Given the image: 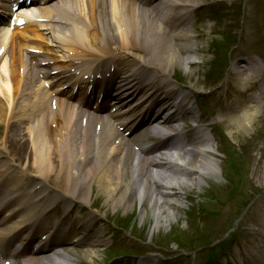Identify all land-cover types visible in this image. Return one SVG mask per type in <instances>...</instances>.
<instances>
[{
  "label": "bare ground",
  "instance_id": "obj_1",
  "mask_svg": "<svg viewBox=\"0 0 264 264\" xmlns=\"http://www.w3.org/2000/svg\"><path fill=\"white\" fill-rule=\"evenodd\" d=\"M79 1L73 0L72 6L62 4L60 7L57 5L53 13L52 11L47 12L42 17L48 21L45 30L48 31L50 43L55 46L62 59H68L69 65H58V67L49 69L54 63L60 64L62 59L56 60L48 56L53 53L47 49L48 45L45 44L41 35H35L34 40L38 44L32 49L42 52L45 56L38 58L35 63L43 65L50 62L49 67L34 72L32 64L27 60L25 61L17 49L12 50L13 52L17 51L18 55L10 56V62L7 61V56L0 60V97L4 98V104L7 103L8 107L6 123L11 122L7 127L11 134L0 142V149L5 151V156H8L13 154V150L8 147V144L16 143L18 145L19 142L27 141L28 148L34 153V156L30 158V163H22L19 158L13 161L15 166L9 171L8 166H3L0 169V192L3 194L15 192L20 200L24 197L23 193H20V185L23 181L32 178L34 185L42 184V188H44L53 179L54 185L59 187L58 183H60V190L70 198L68 203L79 200L85 204L89 184L95 180L102 194L106 195L105 200L109 201L113 209L123 208L129 212L133 202L137 199L139 204H144V208L141 207V219H146L147 214H149L155 221L154 227L161 226L162 221L166 222L165 225H167L169 220L173 219V214L166 205L168 203L163 198L156 197V193L144 175V169L131 166L129 156H125L121 149H117L115 143L110 142L112 135L108 126L105 125V123L111 125L110 122L106 119L91 118L86 115L85 111L76 110L74 105H69L63 100L55 101V111H46L49 107L47 103L50 102L51 98L42 91L43 85L40 84L39 74L48 75L49 72L59 69L60 72L56 75L58 79L69 77L70 80L76 77L75 79L79 80L77 75L80 72L86 74L87 68L84 66L89 64L90 66L94 64L93 67L99 66V63L103 61V56H108L109 45L103 48L105 43L100 45L102 40H98L101 27H105L107 30L113 28L120 30L122 27L128 31L134 29L136 37L126 40L135 44H139L143 40L149 41L151 43L149 47L151 49L154 47L153 56L155 59L142 58L137 53L132 56L123 52L121 56H116L110 62L115 68L112 72L107 69L102 70L104 72L103 78L100 75L99 79L96 78L102 72H92V82L103 81L108 73L110 78L107 81L108 90L105 97L111 95L113 86L117 83L115 87L123 90L121 91L123 95L126 92L132 93L129 96L130 102H126L128 104L124 105L132 109L133 106H139L143 102L140 107V111H143L146 104L152 102L147 109L149 110L153 106L159 105L163 99L172 100V107L175 98L177 101L182 99V105V102L185 101L183 99L186 97L182 96L180 91L173 86L167 66L174 63L186 64L189 61V56L183 57L182 52H185V56L189 54L187 42L192 36L185 24L188 20V12L191 11V3L195 2L192 0H157L156 3H166L167 9L164 8V10L170 9V15L166 17L169 21L165 24L166 27L161 29L156 21L151 19V15L156 12L153 9L159 7L158 4L146 6L147 4L142 3L141 6L140 3L136 4L126 0H111L114 19L105 15L101 19L98 16L97 21L94 18L92 27L84 28L78 19V15H80V13L78 14ZM92 11L95 13L96 7ZM61 26L68 27L66 35L61 33L64 30ZM86 32L87 37L90 36L88 42H84ZM176 41L177 43H175ZM96 45L100 46L96 47ZM70 51L73 55L67 56ZM110 63L107 62V64ZM70 68H74L75 71L70 72ZM76 70L78 71L76 72ZM33 73L38 75L35 76ZM88 74L87 77L90 78ZM115 75H118L116 82L113 81ZM31 80L39 84L36 86ZM82 82L89 81L83 79ZM82 82L80 81V88L83 86ZM16 89L28 90L27 97L17 112H15L13 96ZM139 90L140 93H137ZM186 91L189 93L192 89L189 88ZM136 95L137 98L134 100ZM2 107L0 104V115L3 111ZM166 113L163 112L162 115ZM170 113L172 112H168L165 117L164 122L168 124V127H164V129L170 128L171 131H176L171 125L174 123L175 115H170ZM99 123L102 125L101 132L96 133L94 130H97L96 127L99 126ZM49 124L51 127H55L52 133L49 132ZM18 129L22 131V134L17 133L16 135ZM204 135L205 133L202 134L200 144L195 146L197 150H186V155H183L185 161L189 163L190 158L195 159L194 164H189L192 176L180 180L160 174L161 178L156 181V185L172 187L174 191L178 187L186 186L198 189L200 180L204 176L214 177L216 175L217 164L212 161L209 155L211 151L210 142ZM160 160L165 159L160 158ZM13 177L16 178L17 184L11 186L9 191L4 193V185L11 184ZM228 178L231 181L226 186L225 193L234 195L237 187L243 182V178H239L236 182L233 180L232 174H228ZM34 185L31 190L35 192ZM78 186L79 189L82 188L80 196L76 194L75 188H73ZM179 197H181L180 194ZM14 199L16 200V198ZM260 227L262 228V226ZM95 256L96 253L90 249L84 254L87 261L93 260ZM31 260L34 261L30 264H43L37 262L35 258H31ZM64 262L75 263V261L61 255H56L55 258H45V264H64ZM252 264L255 263L252 262Z\"/></svg>",
  "mask_w": 264,
  "mask_h": 264
},
{
  "label": "rangeland",
  "instance_id": "obj_2",
  "mask_svg": "<svg viewBox=\"0 0 264 264\" xmlns=\"http://www.w3.org/2000/svg\"><path fill=\"white\" fill-rule=\"evenodd\" d=\"M85 5H88L90 0H84ZM202 3H207L208 0H199ZM213 6V4L207 5V7L210 9ZM251 0H247L245 7L242 9L240 5H237L230 10L235 11V18L237 19L236 22H241V25L243 27V37L245 40H240V46H238L239 50H244L246 54H252V53H258L260 52L261 55V61L263 62V65L260 67V71H263L264 69V0H260V4L256 6L255 9H251ZM206 8V7H203ZM247 9L256 10L260 14V21L261 26H248L244 19L239 18L241 13ZM202 9V8H201ZM107 11V10H106ZM111 12V8H110ZM245 12V11H244ZM240 13V14H239ZM90 11L85 12V18H87V22L90 21ZM110 14V13H109ZM212 16L207 11V13L200 14L196 17L197 25L195 28L199 27V22H202L203 25L209 21L211 23V27L209 30H217L214 26V23L211 20ZM235 22V21H234ZM233 25H236V22ZM216 27L219 29H223L221 24L215 23ZM231 26V25H229ZM214 27V29H213ZM230 30L232 28H229ZM225 29V30H229ZM236 29V28H235ZM203 31H208L207 29L203 28ZM223 43L227 46H230L233 42L231 38H229L226 33ZM118 29H111L108 30L105 34V38L107 40L116 39L117 41L119 38ZM209 38V37H208ZM208 38L204 39L203 42L198 43L196 45L203 47L205 51V55H203V58L200 60V63L196 65V67L192 68V75L189 83V79H184L185 83L189 86L195 85L197 88L195 91L200 94L201 92L209 91L208 88L211 84L216 85L219 73L221 71V68L218 69V66L214 64L213 60H209L211 56H209V52H206L208 50ZM197 46V47H198ZM186 85V84H185ZM256 88L252 90L250 93H247L245 95H236V93H240L237 90L238 85L235 86V84H232V87H234V90L232 93H228L227 98L228 101L225 102L223 99H220L219 102H213L210 103L207 101V108L210 112V117L213 118L216 122L209 121V125H212V123H217L221 130L224 131L227 134L228 140L229 135H231L232 141L235 142V144L238 146V148L241 151L238 152L240 157V162H242V173H244V184L243 187H237L236 193L234 195H224V192L222 191L221 187L224 186L225 181L224 176L226 177V170H227V164L224 163V156L221 152L223 149V146L221 143H219V152L216 151L217 145L214 147V152L218 153L221 156H216L215 159L218 161V167L220 168V171H217L219 174L218 177L210 178H204V183L202 184L200 190L201 191H186L185 194H187V209L190 208L186 214H183V217L179 219V215L173 216V219L169 220V223L166 224L164 221H162V227L155 230L158 235L161 237L166 238H174L172 241H178L181 242L186 238L187 240L191 239L192 241L200 240L202 238V233L205 234L208 233L209 239H213V237H217L220 234L224 233L229 226L232 224V221L236 219L238 220V223L240 226L247 225L249 221L253 223H257L255 221L254 216V210L250 209L252 208L250 204L258 198V195L261 194L260 188L264 186L263 184H257L255 182V179H261L260 176L264 174L263 168H264V109L262 112L258 113H250L248 115V120L250 121L249 124H240V123H234L232 126H229V119L228 116H225V111L227 110L228 106L236 102L238 104L239 101L243 103L242 107H247L246 99L248 98V95H256L255 90L259 89V86L255 85ZM201 95V94H200ZM196 95V96H200ZM209 101H211V97L207 98ZM222 108V110L217 111V108ZM219 112V115L218 113ZM250 115H253V117H249ZM230 141V140H229ZM19 153L24 152L22 147L18 148ZM224 160V161H223ZM256 164V165H255ZM133 166V163L131 164ZM255 165V168H254ZM255 176H253V172ZM236 181V178H234ZM210 186V189H215L214 196L216 197L215 202L211 201V198L206 196L204 194V190ZM51 189V188H50ZM208 189V191H210ZM97 190L101 192V190L97 186ZM189 190V189H188ZM204 194V195H203ZM101 197H97V202L99 207L102 211H105L106 216L108 218H112L114 216L115 219L121 218L122 220L126 221L128 224L132 223L133 226L136 229L141 230H151L156 229L154 227V220L150 218V215L147 214V218L141 219V207L144 208V204H139L137 199H135V202H133L131 208L129 209V212H126L123 210V208H116L115 210L108 208L106 205V200L101 192ZM95 197V194L92 196H89V205L86 207H94V201L93 198ZM200 197V198H199ZM228 199H227V198ZM235 199H234V198ZM240 197V198H239ZM254 197L253 201L249 204V206L246 208L245 205H247L251 199ZM226 198V199H224ZM238 198V199H237ZM236 200V201H235ZM198 208V216L199 220L195 223H193L192 213L195 209ZM186 210V209H185ZM184 210V211H185ZM175 212V211H174ZM149 213V212H147ZM175 215V214H174ZM118 222V221H117ZM164 223V224H163ZM237 223V224H238ZM122 228V227H121ZM173 245V244H172ZM199 262L202 259L201 257L198 258Z\"/></svg>",
  "mask_w": 264,
  "mask_h": 264
}]
</instances>
